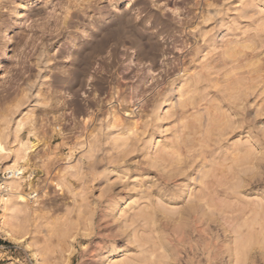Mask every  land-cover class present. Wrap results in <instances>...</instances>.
I'll use <instances>...</instances> for the list:
<instances>
[{"label":"rangeland","instance_id":"rangeland-1","mask_svg":"<svg viewBox=\"0 0 264 264\" xmlns=\"http://www.w3.org/2000/svg\"><path fill=\"white\" fill-rule=\"evenodd\" d=\"M0 59V264H264V0H0Z\"/></svg>","mask_w":264,"mask_h":264},{"label":"bare ground","instance_id":"bare-ground-1","mask_svg":"<svg viewBox=\"0 0 264 264\" xmlns=\"http://www.w3.org/2000/svg\"><path fill=\"white\" fill-rule=\"evenodd\" d=\"M11 31L12 30L8 29V30H6V32L3 35L4 36H8L11 33ZM72 49H74V48H72ZM10 55H11V46L8 43L3 49L1 59L4 61V60L8 59L10 57ZM5 67H6L5 64H1L0 65V76L4 75V73H6L7 69ZM166 103L167 102H165V105H166ZM3 151L4 150H3L2 146H0V154ZM9 173H14V176H18V177L20 175H22L21 172L13 171L12 169L9 171ZM15 183H17V181H15ZM15 188H18V186H15ZM167 188H168V185L164 184L163 190L165 191V193L168 192ZM206 190H208V191H203L204 192V194H202L203 197H205V194H208L210 196L213 193V191L209 187L206 188ZM217 192L219 193V190H217ZM207 229L208 228H206V231L208 232ZM196 236L200 238V242L193 244L194 238ZM208 236L207 237H203V235L199 231L198 227H195V226L194 227H190L188 229L186 228L184 230L175 231L173 237L177 241L178 245L181 247V249L179 250V258H180L179 263L189 260V258H190L189 257V252L192 251V252H195V254H200L201 253L202 257H203V261L205 262V264H211L213 262V260H214V256H213V253H212V246H211V243H210L211 239ZM107 260H108V258L105 259L104 261H107Z\"/></svg>","mask_w":264,"mask_h":264}]
</instances>
